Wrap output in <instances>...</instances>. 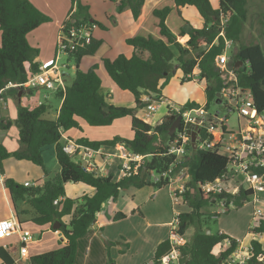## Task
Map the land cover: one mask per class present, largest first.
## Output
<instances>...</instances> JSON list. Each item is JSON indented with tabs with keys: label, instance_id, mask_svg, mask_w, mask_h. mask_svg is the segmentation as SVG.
I'll return each instance as SVG.
<instances>
[{
	"label": "trees",
	"instance_id": "16d2710c",
	"mask_svg": "<svg viewBox=\"0 0 264 264\" xmlns=\"http://www.w3.org/2000/svg\"><path fill=\"white\" fill-rule=\"evenodd\" d=\"M111 1L116 3L117 13L129 10L134 21L142 15L145 0ZM248 1L219 0L217 9L212 7L210 0L159 1L136 32L125 40L126 45L132 48L131 57L121 54L113 60L102 59L109 79L119 90L134 97V107H116L108 103V98L100 91L101 80L95 72L96 66L86 72L79 70L82 58L92 56L102 43L94 40L73 56L76 69L71 84H66L64 91L58 89L55 92V97L61 99L56 117H47L51 106L41 103L31 109L18 104L14 121L0 119V131H7L15 125L20 144L19 149L11 153L0 143L2 174L3 162L9 158L29 162L45 173L43 151L47 147H54L59 166L57 178L47 181L44 174V181L35 182L34 187L25 188L11 179L4 181L17 215L19 212L16 203H25L32 214L28 221L36 226H50L52 229L53 224L58 222L57 231L61 232L65 240V244L56 250L31 256L28 264H74L77 242L93 228L104 204L116 201L122 192L130 188L169 187L181 169H186L190 176L187 190L183 194L189 210L178 215V233L185 234L192 227H195V231L187 243L178 248L180 257L177 264H223L234 252L238 245L235 239L224 233L212 234L208 227L202 228L201 223V218L205 216L202 208L216 201L206 199L200 192V187L221 179L226 171L227 160L210 151L196 150L181 164H176L175 157L168 154L167 144L173 138L168 136L172 124L168 120L169 116H165L160 123L151 125L139 119L136 111L144 107L141 97H160L161 87L174 76L175 66L182 73V84L192 81V73L198 70L197 77L205 82L206 111L210 110L212 104H220L221 98L217 96L223 93L225 86L214 62L223 53L225 41H229L232 44L228 51L229 65L237 83L251 94L257 111L264 113V52L257 43H241ZM70 2L72 6H76V22L104 29L102 24L90 18L88 7L82 6L78 0ZM186 6L197 10L203 21L201 28H193L183 18L181 9ZM48 22L50 19L29 0H0V99L8 83L23 84L38 71V50L29 44L27 36ZM262 37L264 41V31ZM20 91L23 92L22 89L11 88L5 93L17 99ZM197 107L199 106L195 103L185 105L186 109ZM123 118L130 119L133 134L130 140L115 136L103 141H92L86 137L75 141L94 150L113 149L121 143L133 153L146 156L136 175L120 180H116L114 174L103 177L86 171L62 152V135L72 130L81 131L79 122L89 127H109ZM118 168L119 166L117 170ZM152 175L159 176V180L155 182ZM68 183L88 186L93 189L94 194L77 199L67 198L64 185ZM250 195L251 192L241 190L235 196L222 194L216 198L220 200L226 197V208L230 205L240 207L250 200ZM56 201L57 204L54 203ZM66 217L70 218L67 224L62 221ZM125 218V214L118 212L112 221ZM19 223L23 222L20 220ZM207 230L210 231L208 235ZM249 233L264 235V214L256 217V223ZM225 241L230 244L223 249ZM249 246L251 258L248 264H264L263 243L258 239H251ZM170 250L167 239L156 247L152 260L147 264H160V259ZM0 260V264H15L10 252L2 247Z\"/></svg>",
	"mask_w": 264,
	"mask_h": 264
},
{
	"label": "built area",
	"instance_id": "2783aa9c",
	"mask_svg": "<svg viewBox=\"0 0 264 264\" xmlns=\"http://www.w3.org/2000/svg\"><path fill=\"white\" fill-rule=\"evenodd\" d=\"M75 11L76 8L68 14L64 25L59 31L56 39L55 59L40 64L38 71L30 76L25 83H8L4 91L11 88L22 90L43 88L51 92L61 89L64 91L66 85L64 70L68 64L59 65V57L65 56L67 60H73V56L79 50L92 43L93 30L95 29L94 25L76 22L74 19ZM220 36H223V34L220 33ZM231 46V42L225 41L223 53L217 56L214 62L225 86L223 93L220 95L223 114L216 112L212 115L204 109V106L186 109L180 106L165 105L166 114L168 116H179L182 123V128L175 131L172 140L167 144L168 154L175 157L176 164H181L187 156H191L189 151L191 138L186 133L187 125H190V129L196 133V150L210 151L223 156L227 160L226 171L222 178L212 184H205L200 187V192L205 195L206 199L216 201L223 209L226 208L224 205L226 197L218 200L216 196L222 194L235 196L241 190L251 192L249 199L252 200L253 204L264 205V113L257 111L251 94L242 89L237 83L236 76L226 55ZM193 77L192 74V79H194ZM164 101V99L155 95L143 96L141 102L144 104V121L151 119L159 106L164 104ZM231 112H235L237 116L235 128L227 125V116ZM62 152L70 156L76 164L86 171L100 176L104 175L103 177L108 175L106 174V168L100 163L102 161L109 163L110 158H117L119 160L118 180L136 175L146 157L133 153L124 144L116 145L115 153L106 156L101 153L100 149L94 150L71 140H65ZM183 170L181 169L174 178L178 177ZM170 172L171 170L168 171V173ZM174 178L171 185H173ZM152 179L157 182L159 176L152 175ZM0 185H4V176L1 171ZM35 185L34 182L23 184L25 188L34 187ZM184 193L183 185L172 188V203L178 205L183 201ZM54 203L57 204V201ZM216 214L219 215V212H216ZM263 214L264 209L256 208L254 211L255 217H260ZM178 215L177 213L174 216L171 223L168 239L171 250L160 259V264H177L180 257L178 248L183 247L188 241L186 233H178ZM15 233L19 234L22 244L32 243L35 239L31 232L22 230L14 218L0 222L1 238L9 237ZM225 243L227 246L230 244L229 241H225ZM250 258V248L237 246L223 264H248Z\"/></svg>",
	"mask_w": 264,
	"mask_h": 264
},
{
	"label": "crops",
	"instance_id": "0c3cea01",
	"mask_svg": "<svg viewBox=\"0 0 264 264\" xmlns=\"http://www.w3.org/2000/svg\"><path fill=\"white\" fill-rule=\"evenodd\" d=\"M78 1L82 6L88 7V14L92 20H95L104 26V29H99L98 27L95 26V29L93 30V41L100 40L102 43L99 45L97 51L92 56H86L82 58L79 64V70H81L82 72H86L89 69H91L93 66H96L95 72L101 80V90L100 91L103 95H105L108 98V103L116 107H134L135 106L134 97L126 91L119 90L116 87V85L109 79L108 75L106 74L103 68L102 59L108 58V59L113 60L120 53H123L127 58H130L132 55V48L126 45L125 40L131 37L136 32L141 22L147 16L150 10L161 0H145L144 6L142 9V15L137 21L133 20L132 15L129 10H125L121 13H117L116 3L114 4V2H112L111 0H78ZM29 2L50 19V22L44 25H41L40 27H38L36 30H34L27 36V40L29 44L33 48L38 50V56L36 58V61L40 65V64H43L50 60L55 59L56 51H54V47H55L57 36L59 34L60 29L64 25L68 14L73 9H75L76 6L75 5L72 6L70 0H29ZM211 5L214 9L218 8V6L217 7L214 6L213 3ZM181 14L183 18L186 19L189 23L192 22L191 18L189 17L190 15L191 17L198 15L199 25L193 26L191 23L190 24L193 28H196V29H199L202 27L203 21L194 7L186 6L182 8ZM184 41L185 40L183 39L182 42ZM119 50H125V51H119ZM226 55L229 60L228 54ZM60 59L61 58L59 57L58 63ZM75 69H76V66L74 67V71ZM178 72H180V70H177L174 76H176ZM192 74L193 76H196L198 74V70L197 69L194 70ZM192 81H194V79ZM65 84L67 83L65 82ZM7 90L3 92V97L0 99V104H2L0 113L1 114L3 113L2 119L13 120V116L11 115V112L9 116L10 105H8L9 100L7 101L6 99L7 96L9 95L5 93ZM22 91L23 92L21 91L20 92L23 94H21L20 97L17 96V99H13L12 96H9L10 98L14 100V103L18 102V104L21 105L22 97L24 96V94L26 93V94L31 95L32 92L34 91L43 92L42 100H45V102L50 101L49 100L50 94L47 93L48 91H46L43 88H38L35 90H22ZM55 92H52L53 102L49 103V105L51 106V110L49 111V114L47 116L51 119L57 116V113L61 106V99L59 100L55 97ZM160 96L162 99L165 100L164 104L162 105L164 107V112L162 113L161 118L163 119L165 116H168L166 114L167 112L165 110V105L166 104L170 105V103H168V101L161 94ZM42 100H37L36 104H34L31 107H27V108L31 109L37 105H40L41 103H45V102H42ZM204 104H205V101H204ZM204 104L202 106H204ZM139 111L142 112V115L138 113ZM136 112H137L136 116L139 119L144 121V116H143L144 109L143 108L137 109ZM161 118H158L156 120L154 119V116H153L151 119H149L148 121H144V122L148 124H151V122H153L154 124L156 121L157 122L160 121ZM123 119L126 120L127 118H123ZM153 119L154 121H152ZM118 123L119 122L117 120L109 127H89L83 122H79L81 131L74 130L73 133L69 131L63 134L62 143H64L65 140L75 141L77 138H80V137H86L92 141H103V140H110L115 136H119L121 138L130 140L133 135L131 132V127H130V119L128 122H123L121 124L125 126L124 129H128V130L130 129V133H129L130 137L128 138L123 137V135L119 132L120 130H118V128L114 129L115 127L120 125ZM1 132L3 131H0V143L8 150V152L12 153V152L17 151L20 147L18 137H17V131H16V136H8L7 131H4L6 134L4 133L2 134ZM2 135H5V139L1 138ZM51 148L54 151V147H51ZM100 151L101 153L107 156L111 153H115V148L113 149L101 148ZM100 165H103L106 168L107 175L114 174L115 176L116 172H113V168L116 167L117 169V167L119 166V160L117 158H113V159L110 158L109 163H105L104 161H102ZM32 169L33 168H31L29 164H26V161H17L13 158H9L8 160L3 162L4 181L6 179H11L15 181L17 184L23 185L25 182H29L27 177L31 175V172L33 171ZM57 174H59V168H58ZM118 175H119V172H118ZM118 175L116 177V180H118ZM37 181L43 182L44 181L43 175L38 177L35 182ZM29 183H32V182H29ZM66 185H65V188L67 189L68 196L66 194L65 195L67 198H70V199H77L85 195L92 196L94 194V191L92 188L85 186L83 184H66ZM171 187L172 186L168 188V192L166 195L167 197H169V200L173 206V203L171 200V189L173 187L172 188ZM125 192H122L121 194ZM126 194L128 195V198H126L127 202L121 203V201H119L120 199H117L116 201H108L106 204L103 205L102 211L98 214L97 219L95 221L97 228H94L93 226V228L87 233L85 239L82 238L78 241V245L81 246L82 256L79 259L75 258V261H74L75 264L76 263L78 264L93 263L94 261L96 262V258L98 259V262L100 264L106 263L103 257L106 241L102 242L99 240L98 230L102 231L103 229L109 228L111 226V223L114 222L112 221V218L116 213L122 212L123 214H125L126 219H132L133 223L138 222V217H136L135 215L141 214V216L146 220V224L147 225L150 224V221L147 217L148 216L152 217L154 212L152 214L144 210L148 204V201L146 202L147 204L145 203L144 205V203L141 202V198L138 197L137 195L138 190L134 188L127 190ZM148 197H150V200H153V205H155L156 201L159 200L160 198H162V200L165 199L163 196V193L161 192L158 193L155 191L148 192ZM18 203H19V207L17 210L19 212V215L16 214V210L14 209V205H13V202H12V199L10 197L8 190L5 188L4 185H0V222L3 220L14 218L22 230H27L29 232H32L31 233L32 235L39 232L36 238L33 235L35 239L32 243H29V244H22L20 242L18 233L12 234L9 237H5V238L0 237V247H2L3 249H7L10 252V255L14 259L15 264H28V260L31 256H35V255H39V254H42L48 251L56 250L65 244V240L61 232L57 231L59 227L56 230H54L50 226H42V227L36 226L32 222L28 221L31 218L32 214L30 211H28L29 209L27 206H25V203H22V202H18ZM25 210H26V213H24ZM169 212L166 215H163V216L160 215V218L157 219L158 221L155 220L154 224L151 223L153 226L157 228L158 227H160L161 229L168 228V231L166 232V236L164 235L161 239L158 240V242L154 246V249H156V247L160 243L169 239L171 223L174 219V216L177 214L175 213L174 215V213H171V211ZM69 219H70L69 217H66V218H63L62 221L63 223L67 224ZM20 220L23 223H19ZM24 221H27L26 224L24 223ZM33 226H36L37 228ZM109 231L111 230H108V233ZM232 236L230 237L233 239L237 238V237H232ZM248 236L250 239L247 241L246 244L244 243L243 240L235 239L236 241H238L237 246L238 247L242 246L246 249L250 248L249 243L251 239H258L259 241L262 242V237L264 235H258V234L255 235L253 233H248ZM223 246H224L223 249H226L228 247L225 242ZM118 250L121 251V249H118ZM91 256L93 257L91 258ZM0 263H1V260H0Z\"/></svg>",
	"mask_w": 264,
	"mask_h": 264
},
{
	"label": "rangeland",
	"instance_id": "374dc122",
	"mask_svg": "<svg viewBox=\"0 0 264 264\" xmlns=\"http://www.w3.org/2000/svg\"><path fill=\"white\" fill-rule=\"evenodd\" d=\"M211 2L213 3L214 6L217 7L219 0H211ZM246 10H247V17L244 23L243 34L241 36V43L244 45L257 43L261 46L264 52V41L262 37V32L264 31V23H263L264 1L249 0ZM189 17L192 20V22L190 23L193 26L199 25L198 15L192 17L190 15ZM54 51H56V42H55ZM119 51H125V50H119ZM121 54L123 53H120L119 55ZM60 58L61 59L59 61V65H64L66 63L68 64L64 70V73H65V82L67 83V85H70L74 78L75 62L70 59L67 60L65 56H60ZM180 72H178L176 76H173L166 84H164L161 87L160 94L168 101V103H170L171 106L185 107V105H187L188 103H195L198 106H202L205 101L204 82L201 81L199 77H197L196 75L194 76V81H189L182 84L181 78L183 76L182 73ZM42 93L43 92L40 91H34L32 92L31 95L25 93L24 96L22 97L21 105L24 107L33 106L34 104H36L37 100H42L43 97ZM47 93L50 94L49 95L50 101L45 102V100H42V102H45L49 105L50 102L51 103L53 102V95L51 91H48ZM6 99L7 101L9 100L8 105H10L9 116L11 112V115L13 116V120L11 121H14L16 118V110H17L18 102L14 103L13 100L15 99L14 97L12 99L9 96H7ZM1 108H2V104H0V111ZM163 112H164V107L161 104L158 110L156 111V113L154 114V119L157 120L158 118H161ZM216 112H221V114L224 113L222 112V106L220 104L214 103L212 104L209 113L213 115ZM138 113L142 115L141 111H139ZM2 115L3 113L2 114L0 113V118L3 117ZM154 119L152 121H154ZM236 119H237L236 113L231 112L227 116V120H228L227 125L231 128H235ZM162 120L163 119L161 118L160 121L158 122L156 121L154 124L160 123ZM128 121H129L128 118L126 120L124 119L118 120L119 122L118 124L120 125L114 128V129L118 128V130H120L119 132L123 135V137L126 138L130 137L129 135L130 129L129 130L124 129L125 126L121 124L123 122H128ZM151 124H153V122H151ZM16 131L17 128L15 127V125H12L11 130L10 129L7 130V134L8 136H16ZM73 132L74 130L71 131V133ZM1 133L6 134L4 131ZM1 138L5 139V135H2ZM53 153L54 151L52 150L51 147H47L43 151V161H44L43 166L45 173L40 167L33 165L29 162H26V164H29L31 168H33L31 175L27 177L29 182H35L37 178L40 177L41 175H43L44 178V174H46L47 176L46 178L47 181L49 180L53 181L55 178H57L56 175H58L57 173L59 167ZM113 172H116L115 177H117L118 171L116 167L113 168ZM189 177L190 176L187 170L184 169L178 175V177L174 178L173 185L171 186L173 188H176L179 185H183L186 191L187 190L186 186L189 182L188 181ZM68 184H72V183H68ZM168 188L170 187L165 186L161 189H154L153 187L145 186L143 188L136 189L138 190L137 195L138 197L141 198V202H143L145 205V203L148 201V204L146 203L147 206L144 210L152 214L154 212L152 217L150 216L147 217L150 221V224L149 225L146 224V220L141 216V214H136L135 216L138 217V222L136 223H133L132 219L125 218L120 221L112 222L109 228L103 229L101 232L104 240L100 237L99 240L102 242L106 241L104 247V254H103L106 263L104 264H147L149 263V261L152 260L155 251L154 246L159 239H161L164 235L166 236V232L168 231V228L166 229H161L160 227L157 228L153 226L151 223L154 224L155 220L158 221L157 219L160 218V215L161 216L166 215L169 211H171V213H174L175 215V213L180 214L185 211L187 212L189 210L187 206L188 202L185 203L184 199L178 205L173 204L172 206L169 197H167L166 195L168 192ZM64 191L65 194L67 195V189L65 188V185H64ZM150 191L163 193L165 199L162 200V198H160L159 200L156 201L155 205H153V200H150V197H148V192ZM126 192L120 194L118 197L121 203L127 202L126 198H128V195L126 194ZM16 207L18 209L19 203H16ZM256 208L264 209V205L262 204L255 205L252 203V200H248L240 207L229 206L228 208L223 209L219 206L217 202H214L212 205L210 204L209 206H205L202 208V212L205 214V216L201 218L202 228L208 227L211 233L215 235L221 232L222 233L224 232L228 236L233 235L232 237H237L235 239L243 240L244 243L246 244L247 241L250 239L248 233L256 223V217L254 216V211ZM216 212H219V215H217ZM24 223L26 224V222ZM108 230L111 231H109L108 233ZM194 231H195V227L188 229V231L186 232V238L188 240L191 238ZM38 234L39 232L33 235L36 238ZM262 243L264 246V236L262 237ZM222 247L224 248V246ZM118 249H121V251H119ZM218 250L219 248L217 249V251ZM76 253L77 255L75 256V258L79 259L82 256L81 246L78 245V247H76ZM92 257L93 256H91V258ZM88 264H100V263L96 258V262L94 261L93 263H88Z\"/></svg>",
	"mask_w": 264,
	"mask_h": 264
},
{
	"label": "water",
	"instance_id": "95a60500",
	"mask_svg": "<svg viewBox=\"0 0 264 264\" xmlns=\"http://www.w3.org/2000/svg\"><path fill=\"white\" fill-rule=\"evenodd\" d=\"M177 70H178V66H175V68L173 70V75L176 74ZM20 95H21V92L19 93L18 96L20 97ZM217 97L220 98V94H218ZM104 110H106V108H104ZM168 120L172 121V124H171V126L169 128V131H168V136H172L175 133L176 130H180L182 128L181 118L179 116L175 117L174 115H172V116L168 117ZM186 127H187L186 133L188 135H190V138H191V145H190L189 151H190V153H192L193 151L196 150V147H195L196 133L190 129V125H187ZM93 226H94V228H97L96 223H94ZM52 227H53L54 230H56L59 227V223L57 222V223L53 224ZM206 234L207 235L210 234V231L207 230ZM98 235H99L100 238H102L104 240L101 230H98ZM259 264H263V262H260Z\"/></svg>",
	"mask_w": 264,
	"mask_h": 264
}]
</instances>
